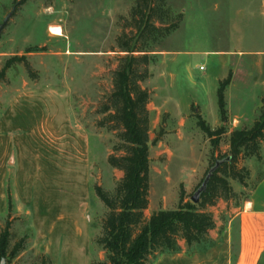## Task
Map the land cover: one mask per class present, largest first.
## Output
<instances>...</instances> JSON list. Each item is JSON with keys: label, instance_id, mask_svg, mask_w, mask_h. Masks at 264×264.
Wrapping results in <instances>:
<instances>
[{"label": "rangeland", "instance_id": "374dc122", "mask_svg": "<svg viewBox=\"0 0 264 264\" xmlns=\"http://www.w3.org/2000/svg\"><path fill=\"white\" fill-rule=\"evenodd\" d=\"M165 4L180 20L152 46L150 76L142 83L151 91L146 218L176 209L181 189L190 201L208 170L228 153L227 133L249 128L264 97V0ZM132 5L133 0H0V24L14 7L0 33V71L11 58L23 56L28 65L14 62L0 79V233L7 224L8 250L16 244L21 248L16 257L0 262L92 264L104 259L94 240L105 208L93 187L112 193L122 173L106 162L109 155H119L112 151L116 132L97 123L104 117L99 109L111 90V73L124 55L115 40L129 32ZM50 26L61 36L51 35ZM31 48L39 49L27 53ZM229 72L233 85L226 95V132L213 151L190 118L196 107H190L198 105L212 126L218 84ZM181 115L186 122L179 131ZM259 154L237 164L247 172L245 185L228 180L235 198L218 199L207 209L216 226L209 245H182L175 253L154 254L147 264H233L235 215L264 174V143Z\"/></svg>", "mask_w": 264, "mask_h": 264}, {"label": "trees", "instance_id": "16d2710c", "mask_svg": "<svg viewBox=\"0 0 264 264\" xmlns=\"http://www.w3.org/2000/svg\"><path fill=\"white\" fill-rule=\"evenodd\" d=\"M179 20L180 15L176 18L171 16L165 0H133L125 27L129 32H122L115 40L117 49L124 55L117 59L111 73V90L99 109L104 117L97 125L116 132L118 142L112 151L119 155H109L106 162L110 168L120 171L122 177L112 193L97 185L93 187L105 213L99 235L94 240L104 253V259L92 264H147L156 253L178 252L179 241H183L188 249L209 245V232L215 228V221L207 209L213 207L218 199L228 201L235 198L229 179L245 185L247 172L244 168L237 169L240 159L260 158V146L264 143V97L252 125L229 133L228 153L222 156V161L209 176L198 202L192 204L186 200L181 189L176 209H161L145 217L149 191L150 121L147 104L150 93L142 83L150 76L148 66L153 61L150 54L152 46L166 38ZM38 49L31 48L26 52ZM14 62L28 67L23 56L11 58L1 69L0 79ZM229 83L230 72L219 82L216 91L220 127L212 130L199 115H195L196 126L209 139L213 151L226 132L223 126L226 122L224 89ZM8 247L6 224L0 233V259L9 261L21 250L19 244L11 251ZM40 264L49 263L42 259Z\"/></svg>", "mask_w": 264, "mask_h": 264}, {"label": "crops", "instance_id": "0c3cea01", "mask_svg": "<svg viewBox=\"0 0 264 264\" xmlns=\"http://www.w3.org/2000/svg\"><path fill=\"white\" fill-rule=\"evenodd\" d=\"M161 53L163 55L162 57H164L165 56L164 52ZM232 85H233V78L231 79L227 88L224 89V101L226 107H229L230 104L228 103L226 97L227 91ZM261 89L262 91H264V88ZM153 92L154 90H152V94ZM149 93H150V97H149V101H150L151 91H149ZM148 106H149V102L147 104V108ZM193 107H196L195 115H199L202 118V120L210 127V129L213 130L216 127L222 125L219 119V114L217 116V120H215L214 124L210 126L203 118L199 106L193 103L192 106L190 107V110H192ZM217 113H218V107H217ZM184 115L188 116L190 114L186 113ZM184 115H181L176 121V124L178 125V127H180L179 131H181L183 125H185L186 122L185 121L186 117H184ZM238 117H239L238 115H235L233 122H237L236 119ZM190 118H194L196 120L195 116L193 115ZM1 123H0V129L2 128ZM235 129L237 128L230 130L227 133V135H229V133ZM179 131L176 132V135L178 137L180 134ZM235 218L237 220V228H236L237 232H236V251H235L233 264H261L262 261L264 260V174L262 175L261 179L251 189L248 196L242 201L241 205L238 207ZM229 226H230V221L228 224V230L226 232V238H225L226 246L228 248V253L231 248L232 245L231 243L233 240V238L231 237ZM211 238L214 240L213 237ZM179 245L180 247H182V245H184V242L179 241Z\"/></svg>", "mask_w": 264, "mask_h": 264}, {"label": "water", "instance_id": "95a60500", "mask_svg": "<svg viewBox=\"0 0 264 264\" xmlns=\"http://www.w3.org/2000/svg\"><path fill=\"white\" fill-rule=\"evenodd\" d=\"M13 11H14V7H13L12 10L10 11V13H8V14L5 16V18L3 19V21L1 22V24H0V33H1V31L3 30V28L5 27V25H6L7 21L9 20V18H10V16H11V14H12ZM217 165H218V162H216V163L214 164V166H212V167L208 170V172L206 173V175H205L203 181L201 182V184L199 185V187L196 189V191L193 193V195L190 197V202H191L192 204H196V203L198 202L200 193L204 190V188H205V186H206V182H207L209 176H210V175L212 174V172L215 170V168H216ZM0 264H4V263H3V260H1Z\"/></svg>", "mask_w": 264, "mask_h": 264}, {"label": "bare ground", "instance_id": "6f19581e", "mask_svg": "<svg viewBox=\"0 0 264 264\" xmlns=\"http://www.w3.org/2000/svg\"><path fill=\"white\" fill-rule=\"evenodd\" d=\"M48 31H49L50 34L53 35V36H58V37L61 36V31H60V29L57 28V27H52V26H50V27L48 28Z\"/></svg>", "mask_w": 264, "mask_h": 264}]
</instances>
